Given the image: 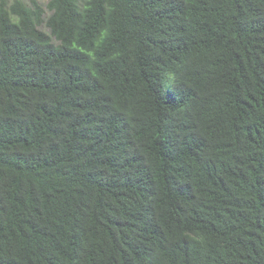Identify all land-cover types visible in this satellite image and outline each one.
<instances>
[{"label":"trees","instance_id":"obj_1","mask_svg":"<svg viewBox=\"0 0 264 264\" xmlns=\"http://www.w3.org/2000/svg\"><path fill=\"white\" fill-rule=\"evenodd\" d=\"M0 264H264V0H0Z\"/></svg>","mask_w":264,"mask_h":264},{"label":"rangeland","instance_id":"obj_2","mask_svg":"<svg viewBox=\"0 0 264 264\" xmlns=\"http://www.w3.org/2000/svg\"><path fill=\"white\" fill-rule=\"evenodd\" d=\"M25 4L29 3V0H21ZM38 3L43 7L44 10H46V4L48 3L49 0H37Z\"/></svg>","mask_w":264,"mask_h":264}]
</instances>
